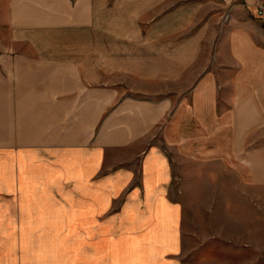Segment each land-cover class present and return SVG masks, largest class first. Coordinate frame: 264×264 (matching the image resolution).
I'll use <instances>...</instances> for the list:
<instances>
[{"label": "crops", "instance_id": "obj_1", "mask_svg": "<svg viewBox=\"0 0 264 264\" xmlns=\"http://www.w3.org/2000/svg\"><path fill=\"white\" fill-rule=\"evenodd\" d=\"M173 156L264 186L253 0H0V264H184Z\"/></svg>", "mask_w": 264, "mask_h": 264}, {"label": "rangeland", "instance_id": "obj_2", "mask_svg": "<svg viewBox=\"0 0 264 264\" xmlns=\"http://www.w3.org/2000/svg\"><path fill=\"white\" fill-rule=\"evenodd\" d=\"M173 159L170 191L184 206V264H264V186L242 184L221 163ZM27 221L0 212V225H43Z\"/></svg>", "mask_w": 264, "mask_h": 264}, {"label": "built area", "instance_id": "obj_3", "mask_svg": "<svg viewBox=\"0 0 264 264\" xmlns=\"http://www.w3.org/2000/svg\"><path fill=\"white\" fill-rule=\"evenodd\" d=\"M253 10L256 17H258L264 26V1L253 0Z\"/></svg>", "mask_w": 264, "mask_h": 264}]
</instances>
